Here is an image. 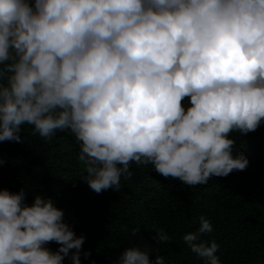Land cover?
<instances>
[{
	"label": "clouds",
	"instance_id": "clouds-1",
	"mask_svg": "<svg viewBox=\"0 0 264 264\" xmlns=\"http://www.w3.org/2000/svg\"><path fill=\"white\" fill-rule=\"evenodd\" d=\"M0 66V141L22 143L25 124L46 140L70 131L96 193L119 192L133 162L204 185L247 168L229 133L264 121V0H0ZM24 199L0 190V264H62L73 249L80 264L84 237L63 210ZM211 231L201 216L182 239L221 264L217 243L201 240ZM117 264L153 262L129 247Z\"/></svg>",
	"mask_w": 264,
	"mask_h": 264
},
{
	"label": "trees",
	"instance_id": "trees-1",
	"mask_svg": "<svg viewBox=\"0 0 264 264\" xmlns=\"http://www.w3.org/2000/svg\"><path fill=\"white\" fill-rule=\"evenodd\" d=\"M27 2L34 5V0ZM182 105L190 106L189 99ZM19 134L22 143L0 141V190L23 189L28 205L37 195L52 198L63 210V221L84 237L80 264H117L129 247L149 250L153 264L157 255L165 264H204L182 239L196 231L201 216L212 224L201 240L217 243L221 264H264V121L254 132L229 133L235 141L232 154L243 152L249 161L243 171L188 186L163 177L150 163L133 162L132 175L121 177L119 192L108 188L96 193L79 179L86 175V165L70 131L57 130L46 140L25 124ZM160 231L170 240L159 241ZM44 247L55 252L59 245L53 241ZM74 251L62 264H72Z\"/></svg>",
	"mask_w": 264,
	"mask_h": 264
}]
</instances>
